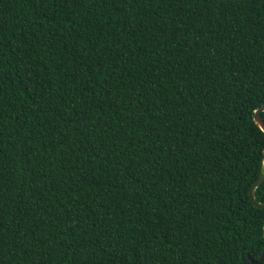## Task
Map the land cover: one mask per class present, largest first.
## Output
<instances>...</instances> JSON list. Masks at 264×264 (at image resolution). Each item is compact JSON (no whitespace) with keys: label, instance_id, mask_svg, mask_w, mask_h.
I'll return each instance as SVG.
<instances>
[{"label":"trees","instance_id":"trees-1","mask_svg":"<svg viewBox=\"0 0 264 264\" xmlns=\"http://www.w3.org/2000/svg\"><path fill=\"white\" fill-rule=\"evenodd\" d=\"M262 104L264 0H0V264L258 260Z\"/></svg>","mask_w":264,"mask_h":264},{"label":"water","instance_id":"water-1","mask_svg":"<svg viewBox=\"0 0 264 264\" xmlns=\"http://www.w3.org/2000/svg\"><path fill=\"white\" fill-rule=\"evenodd\" d=\"M261 109H264V104H262L259 108H257L254 112H253V123L255 124V126L261 131V133L264 135V126L261 125L260 122H258L257 120V116L259 115L260 121H262L261 117H260V113L264 112L261 111ZM262 171L261 173L258 175L257 179L250 185L248 191H247V197L251 203V205L255 208H264V203H258L254 200L253 197V192L254 190L258 187V185L261 183V177H264V148L262 150ZM244 193V191H242ZM261 234H262V238L264 240V225L262 227L261 230ZM246 258L249 260L250 264H261L264 258V250L262 251L260 257L258 258V260L253 261L249 254L246 253L245 254Z\"/></svg>","mask_w":264,"mask_h":264},{"label":"snow or ice","instance_id":"snow-or-ice-1","mask_svg":"<svg viewBox=\"0 0 264 264\" xmlns=\"http://www.w3.org/2000/svg\"><path fill=\"white\" fill-rule=\"evenodd\" d=\"M261 111H264V109H261ZM257 120L261 123L262 126H264V121H260L259 115L257 116ZM261 182H264V177H261Z\"/></svg>","mask_w":264,"mask_h":264}]
</instances>
